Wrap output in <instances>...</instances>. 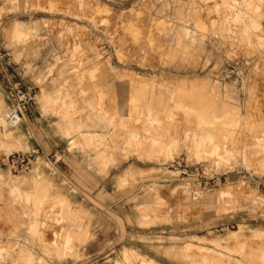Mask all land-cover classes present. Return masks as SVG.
<instances>
[{"label": "rangeland", "instance_id": "1", "mask_svg": "<svg viewBox=\"0 0 264 264\" xmlns=\"http://www.w3.org/2000/svg\"><path fill=\"white\" fill-rule=\"evenodd\" d=\"M1 3L47 57L43 153L0 107V264H264V0Z\"/></svg>", "mask_w": 264, "mask_h": 264}, {"label": "crops", "instance_id": "2", "mask_svg": "<svg viewBox=\"0 0 264 264\" xmlns=\"http://www.w3.org/2000/svg\"><path fill=\"white\" fill-rule=\"evenodd\" d=\"M1 8H3V6L0 0V9ZM13 19L14 18H11L10 14L0 13V54H3L4 58L7 59L5 62L0 61V107L3 110H5L4 108L8 109L10 105L7 92L9 83L20 86H30L34 89L40 88V86L37 85V78L33 77V74L27 75V77L24 76L26 72L25 65L33 64V66H36L40 58L47 57L37 41L28 40L25 45L16 43V41L20 42L23 37L16 39L14 30L21 22H15ZM21 31V36H25L24 34L26 33L24 29H21ZM17 57H20L18 61L15 60ZM38 66L40 67L41 65ZM38 66L36 67L38 68ZM44 121L45 119L40 114L39 106L37 104L29 106L19 126L20 128H18L20 132L15 137L18 145L22 148L38 147L43 153L44 143L42 139L44 137ZM1 128L0 126V135ZM66 132H68V127L64 129V133L66 136L71 137L67 135ZM31 133H33V135L36 133V137H32Z\"/></svg>", "mask_w": 264, "mask_h": 264}, {"label": "built area", "instance_id": "3", "mask_svg": "<svg viewBox=\"0 0 264 264\" xmlns=\"http://www.w3.org/2000/svg\"><path fill=\"white\" fill-rule=\"evenodd\" d=\"M3 58L4 55L0 54V61ZM7 92L10 105L7 110L6 121L9 128H16L22 122L28 107L35 103V92L30 86L24 87L12 83L8 84ZM1 161L13 173L27 170L30 164L27 155L17 153L11 154Z\"/></svg>", "mask_w": 264, "mask_h": 264}, {"label": "bare ground", "instance_id": "4", "mask_svg": "<svg viewBox=\"0 0 264 264\" xmlns=\"http://www.w3.org/2000/svg\"><path fill=\"white\" fill-rule=\"evenodd\" d=\"M14 35L16 36V39H19V38H21L22 36V31H21V27L19 28V25L18 26H16V28H15V30H14ZM213 91L215 92V93H217L218 91H217V87H214L213 88ZM230 111H234V109H232V110H230V109H228V108H224V107H222L221 106V104H220V102L218 103L217 102V104L215 105V107L213 108V110H212V113H213V117L215 118V119H217L218 118V114H220V115H226V114H228ZM24 119V118H23ZM23 121V120H22ZM7 122V121H6ZM22 123V122H21ZM20 123V124H21ZM19 124V125H20ZM19 125L16 127V128H18L19 127ZM13 129H15V128H13ZM90 135H92V134H86V133H84L83 135H82V138H81V141L80 142H82V143H89L90 141H91V138H92V136H90ZM38 194L39 195H42L43 193H45L46 191H47V187H46V185H45V183L44 182H40V187L38 188ZM65 207L67 208L68 207V204L67 203H65ZM69 213H70V211H68ZM128 255H129V251L128 250H124L123 252H122V258L123 259H126L127 260V258H128ZM115 264H120L118 261H116L115 262Z\"/></svg>", "mask_w": 264, "mask_h": 264}]
</instances>
